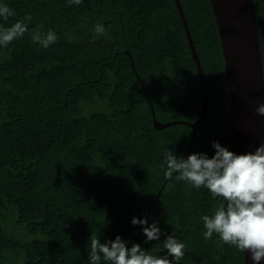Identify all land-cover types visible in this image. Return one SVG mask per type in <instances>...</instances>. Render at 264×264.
Segmentation results:
<instances>
[{"label":"trees","instance_id":"obj_1","mask_svg":"<svg viewBox=\"0 0 264 264\" xmlns=\"http://www.w3.org/2000/svg\"><path fill=\"white\" fill-rule=\"evenodd\" d=\"M5 0L29 31L0 49V264H88L91 233L144 244L133 216L186 245L180 264H244L204 240L199 217L220 203L165 177L164 153L234 151L226 70L210 0ZM264 78V0H253ZM104 27L102 34L95 26ZM37 25L57 41L31 40ZM159 123L179 122L157 129ZM150 207V208H149ZM149 208V210H148ZM163 239V236L161 237Z\"/></svg>","mask_w":264,"mask_h":264},{"label":"clouds","instance_id":"obj_2","mask_svg":"<svg viewBox=\"0 0 264 264\" xmlns=\"http://www.w3.org/2000/svg\"><path fill=\"white\" fill-rule=\"evenodd\" d=\"M71 2L79 4L80 0ZM13 16L14 9L0 0V22ZM30 21L31 15L26 14L23 20H16L10 26L0 25V49L24 38ZM103 31L102 25L95 26L97 34ZM31 40L39 48L47 49L57 41V34L52 29L41 33L37 25L31 31ZM255 112L264 116V102L257 104ZM211 147L215 150L211 157L205 152H193L185 158L167 149L164 176H174L190 190L204 188L213 200L219 199L210 215L199 217L204 240L218 237L221 244L247 254L246 261L261 264L264 261V143L239 154L215 140ZM130 223L139 226L144 244L157 242L155 250L141 243H130L119 235L101 242L100 236L91 233L86 242L88 264H180L186 245L174 230L164 233L158 220L149 222L145 215L133 216Z\"/></svg>","mask_w":264,"mask_h":264},{"label":"water","instance_id":"obj_3","mask_svg":"<svg viewBox=\"0 0 264 264\" xmlns=\"http://www.w3.org/2000/svg\"><path fill=\"white\" fill-rule=\"evenodd\" d=\"M174 1L186 32L202 88L201 114L194 123L187 124L193 129L194 139L207 112V90L182 8L178 0ZM210 3L223 50L234 152L245 153L264 143V116L257 115L255 112L257 104L264 102V78L253 0H210ZM153 120L154 127L157 129L179 123H159L154 116ZM246 255L244 254V264H251L250 261H246ZM261 264H264V261H261Z\"/></svg>","mask_w":264,"mask_h":264}]
</instances>
